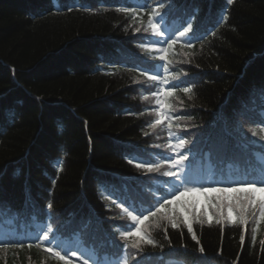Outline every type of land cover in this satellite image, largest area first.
<instances>
[{
	"label": "trees",
	"instance_id": "obj_1",
	"mask_svg": "<svg viewBox=\"0 0 264 264\" xmlns=\"http://www.w3.org/2000/svg\"><path fill=\"white\" fill-rule=\"evenodd\" d=\"M171 5L152 16L161 37L149 24L156 0H0V241L11 242L0 264H64L55 251L73 264H264L258 202L244 223L238 209L228 219L226 202L223 216L212 207L215 192H188L143 224L129 215L172 199L180 181L169 170L186 187L236 186L213 180L208 147L205 165L192 163L190 130L197 144L221 134L231 144L226 173L264 180V0ZM180 139L184 148L167 147ZM178 153L186 159L174 169L165 161ZM146 163L161 167H137ZM130 224L142 231L122 236L136 232ZM46 231L50 243H38ZM141 235L154 245L134 247Z\"/></svg>",
	"mask_w": 264,
	"mask_h": 264
},
{
	"label": "snow or ice",
	"instance_id": "obj_2",
	"mask_svg": "<svg viewBox=\"0 0 264 264\" xmlns=\"http://www.w3.org/2000/svg\"><path fill=\"white\" fill-rule=\"evenodd\" d=\"M228 4L233 3V0H227ZM171 0H169V4L167 7L164 5V0H156V8H153L152 13L149 14V24L151 28L153 29L154 33L157 35L163 37L164 32L160 31L157 25L153 24L152 21V16L155 15L159 19H163V16L167 14L168 9L171 8ZM137 7L144 9L147 7V3L145 2L144 4H138ZM158 9H164L163 12L159 11ZM120 11L123 12H135L134 8H122ZM224 19H227L225 16ZM191 30V24H188V27L184 28V31L179 33V36L176 39H172L171 35L169 36L168 39H165L163 43L167 44L168 47L170 48L173 44L177 42L178 39H182L186 36L187 33H189ZM136 31H139V29H136ZM161 41L157 40L152 42L153 44L155 43H160ZM191 47V44L188 45ZM159 51L166 52L167 49H159ZM154 67H150L145 69L146 72L148 71H154ZM165 72L168 71L167 68L164 69ZM160 73L157 72L156 75L151 77V80L153 82H158L160 81ZM173 79H176L173 77ZM167 83V81H164ZM175 90V85H169V89L166 92L167 95H172V92ZM183 91L185 93H190L191 92V87H185L183 88ZM153 95H158V93H153ZM191 99V97H189ZM159 104L160 102L157 101ZM164 117L161 119H157L154 121L153 124L149 125L150 127H155L157 124H161L162 120ZM262 124H264V121H261ZM171 129V125H169V130ZM186 142L183 139H180L176 144L171 143L169 141V144L167 145L168 148H170L173 152H176L178 148H184L186 146ZM186 156L184 153H178L177 158L175 159H167L165 163H170L174 169H179L181 164L185 161ZM131 163V161H130ZM137 167H144L147 169L148 172H155L159 171L160 165L159 164H152V163H146V164H138ZM165 175L169 177H173L175 180L180 181V186L174 190V192H169L166 195L171 196L172 199H164L161 197V200L163 202L161 203L160 201H157L158 207L155 205H149L147 209H144L143 211H140L139 215H132L131 212H129V215L131 216L133 221L139 222V224H143L144 221L148 220L150 216H155L157 213L161 212V210L165 209L166 205L173 204L174 202L178 201L181 196H184L188 192H199V193H209V192H215V193H220L219 197H217V200L219 201L217 204L212 205V207H215L217 211L220 213L221 216H223L224 213V207H225V202H226V207H227V214H228V219L231 220L233 218V212L234 210L238 209L239 216L241 223L245 222V213L248 210L249 206H255L257 202L259 203V207L261 209L260 211V219L264 220V195H261L257 197V193H264V180H255L254 178L250 180H241V181H236L234 182L236 186L234 187H214V188H207V187H186V185L189 183L187 179L184 178L182 174H177V171L174 170H169L165 173ZM257 184H260L261 187H257ZM183 187V191H180V188ZM231 193H235L236 195H230ZM194 206V205H193ZM49 208H51V204L48 205ZM155 208V211H152V209ZM135 211V209H134ZM148 212V215L145 216L144 212ZM209 222H211L212 217H208ZM184 222L187 226V230L189 233H192V239L199 243L195 232L193 230V223L191 219H189L187 216H185ZM219 223V221H217ZM127 227H136V232H127L124 231L121 233L122 236H130V235H136L137 233L142 231V228L136 226V225H127ZM172 227L176 228L178 225L173 222ZM244 240V236H241V241ZM253 240H255V237H253ZM37 242L40 244H47L50 243V237L49 233L46 231L43 235V237H37ZM140 242H143L144 244L148 245H154V241L150 238H148L146 235H141L139 237V242H137L134 247L139 248L140 247ZM8 241H0V248L3 247H8L9 246ZM16 247L23 248L24 244L23 243H16ZM29 248L32 247V244L30 243ZM47 252L53 253L54 249L52 247H48L46 249ZM200 251L203 252V248H200ZM55 256L59 258V260L64 261V264H73L72 260L69 259V254L64 253L61 254L60 251H55L54 252ZM71 257L75 258L77 257L76 252H71ZM82 264H88L87 260H83ZM125 264H127V261H125Z\"/></svg>",
	"mask_w": 264,
	"mask_h": 264
},
{
	"label": "rangeland",
	"instance_id": "obj_3",
	"mask_svg": "<svg viewBox=\"0 0 264 264\" xmlns=\"http://www.w3.org/2000/svg\"><path fill=\"white\" fill-rule=\"evenodd\" d=\"M213 145L215 148H220L225 146V142H222L220 135H217L213 138Z\"/></svg>",
	"mask_w": 264,
	"mask_h": 264
}]
</instances>
